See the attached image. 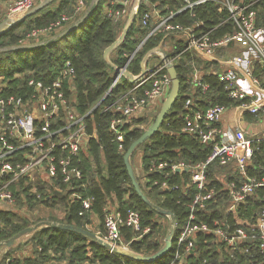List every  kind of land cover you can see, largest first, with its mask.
<instances>
[{"label": "built area", "instance_id": "built-area-1", "mask_svg": "<svg viewBox=\"0 0 264 264\" xmlns=\"http://www.w3.org/2000/svg\"><path fill=\"white\" fill-rule=\"evenodd\" d=\"M44 1L14 0L6 18L17 19ZM7 2L0 0V21ZM132 3L133 0H110L104 3L103 11L116 21H126ZM142 4L146 5L145 10L138 13L136 21L147 27V32L120 65L121 70L114 73L107 91L88 110H79L74 102L75 68L71 59L64 61L51 80L31 77L16 92H10L9 84L0 78V210L15 206L17 192L26 202L29 197L33 200L49 198L54 191L80 200L84 209L91 208L93 198L84 197L80 192L86 185L84 162L89 155L90 141L97 138L96 130L89 127V117L97 108L111 113L109 129L119 151L125 154V127L139 126L145 130L149 127L145 123L135 125L132 120L145 115L146 108L153 110L158 99L161 102L167 97L172 86L170 66L176 67L180 59L189 54L191 58L186 60L189 87L185 92V107L189 111L184 115L183 130L208 146L209 154L192 163L152 160L148 168L142 165L138 173L142 184L158 186L161 190L182 189L188 194L189 188H195L190 200L184 203L187 214L181 222L174 212L173 215L163 214L152 207L164 215L157 217L159 225L163 224L162 218L170 225L166 235H159L161 247L172 225L175 226L171 247L163 256L167 258L162 264H213L216 254L224 251L232 258L236 252L253 250L264 258V207L255 210L252 219L241 214L248 199L264 188V174L250 173L264 135L255 136L242 127L223 128L220 124L223 113L230 107L235 109L238 118L264 112V80L259 75V70L264 74V11L261 10L264 0H175L173 6L167 2L162 7L143 0ZM208 4L219 15V20L213 24L198 17L196 12ZM89 7L87 0H75L71 14L63 13L48 25L33 28L23 44L56 37L78 23ZM187 15L191 22L183 20ZM157 37H160L158 43L143 55L139 70L134 71L137 52L150 38ZM209 74L217 75L223 82L234 104L213 102L207 96L210 84L205 75ZM124 79L128 87L113 94V89ZM196 89L207 97L205 108H190L194 102L190 93ZM214 165L228 170L216 174L212 181L209 173ZM254 168L264 172L261 164ZM153 172L164 178L153 177L150 175ZM174 172L188 173L189 180L181 185L170 183L165 176ZM224 194L227 204H218L223 206V216L204 219L203 212L209 205L220 202ZM104 210V230L96 233L122 249L150 254L135 249V245L153 234L152 225L144 223L137 209L123 211L114 199H109ZM201 236H205L202 245ZM207 247L206 255L203 248Z\"/></svg>", "mask_w": 264, "mask_h": 264}, {"label": "trees", "instance_id": "trees-1", "mask_svg": "<svg viewBox=\"0 0 264 264\" xmlns=\"http://www.w3.org/2000/svg\"><path fill=\"white\" fill-rule=\"evenodd\" d=\"M54 1L52 0L46 6L26 16L23 21L12 25L0 34V76L9 84V91L16 92L31 77L46 81L51 80L60 71L64 61L71 59L75 68V75L72 80L74 102L79 110L85 111L107 91L114 78L115 71L106 63L103 53L105 48L120 34L125 21H116L106 16L104 11L102 12L104 3L110 0H97L91 6V12L87 18L76 27L65 30V32L57 34L56 37L46 39L43 42H30L27 47L14 48L23 44L22 41L33 28L48 25L63 13L71 14L73 12L75 5L73 0H57V4L52 5ZM91 1L87 0L89 6ZM150 1L158 3L159 7L167 2L172 6L175 3V0ZM145 7V4L141 5L139 14L145 10ZM261 10L264 11V6ZM196 12L198 17L208 20V24H213L219 20V15L215 13L211 4L199 7ZM183 20L191 22L189 15ZM147 30V27H143L135 21L125 41L112 52V60L122 65L127 55L132 53L141 42ZM159 38H150L137 52L132 66L134 71L139 70L143 55L158 43ZM189 57V54H186L176 64L180 79L179 96L166 114L159 130L134 151L133 159L137 152L142 153V165L145 168H148V164L152 160H184L187 163H192L205 159L209 154L208 146L202 144L194 135L183 130L184 115L189 111L185 107L187 98L185 92L189 87V64L186 63V60L191 58ZM259 72L264 80L263 72L261 70ZM205 76L210 84L207 96L213 102L230 106L234 104V101L227 96L223 82L218 79L217 75ZM126 87H128V81L124 79L123 83L118 84L113 89V94L126 89ZM190 95L194 100L191 109L205 108L208 105L207 97L197 89ZM156 115L146 114L134 118L132 121L135 125L145 123L148 127L155 120ZM152 116L154 117L152 118ZM111 117V113L101 112L99 108L95 109L89 117V127L96 130L97 138L90 141L89 155L85 157L84 162L86 185L80 192L84 197L91 196L93 198L91 208L84 209L80 200H72L61 191H54V195L49 198H35L36 201L33 200V197H29L26 202L31 206L42 205L57 210L62 213V217L61 220L56 221L72 223L84 228L89 227L90 215L95 212L102 221L100 230H104V208L109 199H114L123 211L128 208H135L141 213L144 223L152 225L153 234L135 245L136 250L151 254L161 247L159 235L163 237L160 234L162 225H159L160 223L156 219L164 215L149 206L136 192L125 164L124 153L119 151L118 144L109 129ZM125 129L124 146L128 149L130 144L145 129H141L139 126H134L132 129L125 127ZM259 164L264 166V142H261L260 148L256 149V156L250 165V173L264 174L261 169L256 171L254 168ZM227 170L222 166L214 165L210 170L209 178L214 181L213 178L216 174H221ZM150 175L161 177L157 172ZM165 178L170 183L181 185L189 180V174L174 172ZM138 181L148 198L161 207L173 211L178 222L186 217L187 207L184 203L190 200L189 196L194 193V187L189 188L188 195L184 194L182 189L161 190L158 186L152 187L148 186L149 184H142L139 175ZM219 185L217 181V187ZM16 195L18 200L23 202L19 192ZM226 199L227 196L224 194V198L220 202L218 200V202L209 205L202 217L207 220L221 218L225 212L223 206L218 204L224 203L226 205ZM263 207L264 188H261L257 191V195L248 199L241 214L252 219L255 210ZM11 209L0 210V242L32 224L26 217L11 211ZM29 235L33 253L13 256L15 250V246H13L0 259V264H162L167 258L162 257L156 261L145 262L128 256H117L111 254L106 247L84 235L60 227H44L31 232ZM204 238L205 236H201L200 245L203 244ZM210 245L213 246V242ZM207 253L208 247L203 248V254L207 255ZM226 253L224 251V253L216 254L213 264H264V258L257 251L236 252L232 258Z\"/></svg>", "mask_w": 264, "mask_h": 264}, {"label": "water", "instance_id": "water-1", "mask_svg": "<svg viewBox=\"0 0 264 264\" xmlns=\"http://www.w3.org/2000/svg\"><path fill=\"white\" fill-rule=\"evenodd\" d=\"M52 0H46L43 3H41L40 5H38L37 7H35L32 10H29L28 12H26L25 14H23L22 16H20L17 19L14 20H5L3 22L0 23V34L7 28L11 27L12 25L19 23L21 21H23L26 16L38 11L39 9H41L42 7L46 6L47 4H49ZM96 0H92V3L88 9V11L84 14V16L78 21V23L73 24L72 26H70L68 29H72L74 27H76L78 24H80L84 19L87 18V16L90 14V10H91V6L95 3ZM142 1L143 0H133L131 9L129 11L128 17L123 25V28L120 32V34L117 36V38L110 44L108 45L103 53V57L104 60L106 61V63L112 67L115 72H119L121 70L120 65H118L117 63H115L112 60L111 54L112 52L117 49L126 39L128 33L130 32L131 28L133 27L138 13L140 11L141 5H142ZM67 29V30H68ZM65 32V31H63ZM62 32V33H63ZM29 46L28 44H23L21 46H15L14 48L17 47H27ZM13 48V47H11ZM169 72L171 74L172 77V86L171 89L167 95V97L165 99H161L162 102V106L159 110V112L157 113L155 120L149 125V127L136 139L134 140L130 146L128 147L126 153L124 154V160H125V164L129 173V176L132 180L133 186L135 187L136 192L142 197V199L151 207L156 208L158 211H160L163 214H170L173 215V211L169 210V209H164L158 205H156L155 203H153L148 196L145 194V192L142 190L140 183L138 181L137 175L134 171L132 162H131V155L134 153V151L136 150V148L141 145L143 142H145L146 140H148L150 137H152L160 128L162 122L165 119L166 114L169 112V110L171 109L172 105L174 104L175 100L177 99V97L179 96V92H180V79L178 77V73L176 70V67L174 65L170 66L169 68ZM125 74L132 76V74L129 71H125ZM48 226H53V227H60L72 232H76L79 234L84 235L85 237H87L88 239L99 243L100 245L106 247L108 250L111 251H115L116 253L123 255V256H128L132 259L138 260V261H154L157 260L160 257H163L164 255H166V253L168 252V250L171 247V243H172V233L175 230V226L172 225V230L170 231V233L167 235L165 244L155 253L153 254H149V255H143L140 253H137L135 251L132 250H126V249H122L118 246L112 245L110 244L104 237H102L100 234L88 229V228H84V227H80L77 226L75 224L72 223H67V222H61V221H50V220H44V221H40L34 225H30L25 227L24 229L20 230L19 232H17L16 234H14L12 237L3 240L0 242V257H3L5 255V253L7 252V250L11 247H13L16 243V241L27 234H30L31 232L37 230V229H41L44 227H48Z\"/></svg>", "mask_w": 264, "mask_h": 264}, {"label": "rangeland", "instance_id": "rangeland-1", "mask_svg": "<svg viewBox=\"0 0 264 264\" xmlns=\"http://www.w3.org/2000/svg\"><path fill=\"white\" fill-rule=\"evenodd\" d=\"M13 2H14V0H8V2L6 3V6H4L3 15H2L0 22L7 20V18H6L7 11H8L9 5H11V3H13ZM73 3H75V0H73ZM56 4H57V0H55L52 3V5H56ZM103 10H104V7L102 8V12H103ZM62 30H63V28L59 29V32H61ZM0 78H1V76H0ZM159 103L160 102H158V104ZM153 117L154 116H152V118ZM262 119H263L262 121H264V117ZM138 154L139 153H137V155ZM134 168L136 170V173L138 174L136 164H134ZM10 209H8V210H10ZM11 211H15V212L19 213L20 215H22L23 217H26L32 223L31 225H34V224H36L40 221H44V220H50V221L61 220V217L56 216L54 214V210L49 208L48 206H42V205L41 206L40 205L31 206L28 202L24 203V202L19 201L18 199H17V202H16L15 206L13 207V209H11ZM55 212L57 213V211H55ZM162 220H163V224H162V231L160 234H162L164 236L169 232L170 225H169V221L166 218H162ZM101 222L102 221L100 220L99 216L95 212H92L90 215V222L88 224L89 229L92 231H96L97 229L100 228ZM29 237H30V235L27 234V235L20 237L16 241L14 246H15V249L19 250L20 254L24 253L25 255H30L33 253V248H32L31 242H29Z\"/></svg>", "mask_w": 264, "mask_h": 264}, {"label": "crops", "instance_id": "crops-1", "mask_svg": "<svg viewBox=\"0 0 264 264\" xmlns=\"http://www.w3.org/2000/svg\"><path fill=\"white\" fill-rule=\"evenodd\" d=\"M158 102H160L159 99H158V101H156L154 103V105H153L154 109L153 110L151 108L144 109L143 114H145V115L146 114H148V115L157 114L159 112L161 106H162V103L160 102L158 104ZM263 114H264V112L260 113L257 116L246 114V115L240 116L238 118L236 116L235 109L233 107H230L225 111V113H223L221 120H220V124L223 128H226V127H230V128L242 127L249 134H252L255 136H262V135H264V121H262L263 120L262 118L264 117ZM137 153H139L138 154L139 156L137 155ZM137 153H136L134 159H132V165L134 168V164H136V168H137V171L139 173L141 166H142V153L141 152H137ZM134 170H135V168H134ZM135 173H136V170H135ZM137 176H138V174H137ZM55 211H57V210H54V214L56 216L62 217L61 212L57 211V213H56ZM99 230H100V228L97 229L96 231H99ZM96 231H94V232H96ZM24 255H25L24 253L20 254L18 249H15L13 251V256H24Z\"/></svg>", "mask_w": 264, "mask_h": 264}]
</instances>
